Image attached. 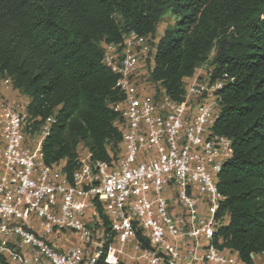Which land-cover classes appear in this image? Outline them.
Instances as JSON below:
<instances>
[{
	"label": "built area",
	"instance_id": "built-area-1",
	"mask_svg": "<svg viewBox=\"0 0 264 264\" xmlns=\"http://www.w3.org/2000/svg\"><path fill=\"white\" fill-rule=\"evenodd\" d=\"M101 46L122 95L111 103L121 149L108 160L84 148L69 177L45 161L56 118L35 128L28 96L0 94V254L10 264H246L221 235L231 219L220 173L235 150L214 127L233 78L199 66L178 100L148 79L151 36Z\"/></svg>",
	"mask_w": 264,
	"mask_h": 264
},
{
	"label": "trees",
	"instance_id": "trees-1",
	"mask_svg": "<svg viewBox=\"0 0 264 264\" xmlns=\"http://www.w3.org/2000/svg\"><path fill=\"white\" fill-rule=\"evenodd\" d=\"M167 13L174 24L159 32ZM131 31L151 36L148 79L174 99L205 62L213 80L233 78L220 90L214 127L235 150L220 173L231 219L221 235L255 264L253 254H264V0H0V76L30 98L35 128L56 118L45 161L63 162L70 177L82 147L93 160L121 149L111 103L122 95L101 42ZM0 264L10 263L0 254Z\"/></svg>",
	"mask_w": 264,
	"mask_h": 264
},
{
	"label": "crops",
	"instance_id": "crops-1",
	"mask_svg": "<svg viewBox=\"0 0 264 264\" xmlns=\"http://www.w3.org/2000/svg\"><path fill=\"white\" fill-rule=\"evenodd\" d=\"M18 93L21 94L19 90L15 89L14 87L6 88L3 82L1 83L0 94L5 98H7L8 100L16 99ZM21 96H23V94ZM253 260L255 264H264V254L254 253Z\"/></svg>",
	"mask_w": 264,
	"mask_h": 264
},
{
	"label": "rangeland",
	"instance_id": "rangeland-1",
	"mask_svg": "<svg viewBox=\"0 0 264 264\" xmlns=\"http://www.w3.org/2000/svg\"><path fill=\"white\" fill-rule=\"evenodd\" d=\"M173 24H174L173 18L170 16L169 13H167L164 16L163 21L159 25L160 26L159 32H162L165 28H167L168 26H172ZM200 66H205L206 69L209 71L210 65L208 64V62H205V63L201 64ZM4 79H5V77L0 76V87H1V83L4 81ZM21 95H22V93L21 94L18 93L16 99L21 98ZM82 150H84V147H82Z\"/></svg>",
	"mask_w": 264,
	"mask_h": 264
}]
</instances>
